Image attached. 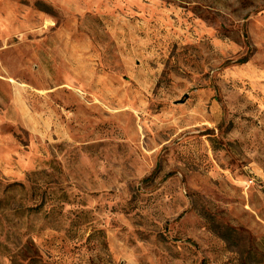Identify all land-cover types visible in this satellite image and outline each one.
I'll return each instance as SVG.
<instances>
[{"label":"rangeland","instance_id":"rangeland-1","mask_svg":"<svg viewBox=\"0 0 264 264\" xmlns=\"http://www.w3.org/2000/svg\"><path fill=\"white\" fill-rule=\"evenodd\" d=\"M0 264H264V0H0Z\"/></svg>","mask_w":264,"mask_h":264},{"label":"trees","instance_id":"trees-1","mask_svg":"<svg viewBox=\"0 0 264 264\" xmlns=\"http://www.w3.org/2000/svg\"><path fill=\"white\" fill-rule=\"evenodd\" d=\"M247 60H248V58L245 57V58H242V59L238 60L237 62H238V63H244V62H247ZM149 179H150V178H149ZM149 179H147V180H149Z\"/></svg>","mask_w":264,"mask_h":264},{"label":"water","instance_id":"water-1","mask_svg":"<svg viewBox=\"0 0 264 264\" xmlns=\"http://www.w3.org/2000/svg\"><path fill=\"white\" fill-rule=\"evenodd\" d=\"M178 102H181V101H178Z\"/></svg>","mask_w":264,"mask_h":264}]
</instances>
